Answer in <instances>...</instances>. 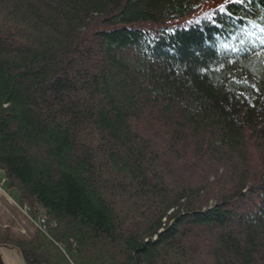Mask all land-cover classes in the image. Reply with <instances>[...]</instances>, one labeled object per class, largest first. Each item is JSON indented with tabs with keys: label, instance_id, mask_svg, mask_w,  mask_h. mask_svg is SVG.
I'll return each instance as SVG.
<instances>
[{
	"label": "trees",
	"instance_id": "obj_1",
	"mask_svg": "<svg viewBox=\"0 0 264 264\" xmlns=\"http://www.w3.org/2000/svg\"><path fill=\"white\" fill-rule=\"evenodd\" d=\"M213 1L0 0V246L264 264V0Z\"/></svg>",
	"mask_w": 264,
	"mask_h": 264
},
{
	"label": "rangeland",
	"instance_id": "obj_2",
	"mask_svg": "<svg viewBox=\"0 0 264 264\" xmlns=\"http://www.w3.org/2000/svg\"><path fill=\"white\" fill-rule=\"evenodd\" d=\"M215 4H217V0L213 2H209V3H205L202 6V10L206 8H210L211 6H214ZM195 13L196 12H194V14ZM190 20H191L190 16L183 17V18H175V19L168 20L167 24L168 25L182 24L184 26H187ZM3 188L6 190V194L8 196L12 198H17L19 196L18 187L11 186L4 172L0 170V219L4 222V224H9L11 226H12L11 221H17V228H18V225H23V226L28 225V220L25 215H28L30 212L28 211L27 205L20 207L21 210L17 209L18 211H15V213H18L19 216L17 215V217H15L14 212L11 211L10 207L7 204L6 198L2 197ZM32 220L35 221L36 226H38L39 228L42 227L40 225L41 223H40L39 218H32ZM0 264H27V262L23 258V255L17 250L8 249L3 246H0Z\"/></svg>",
	"mask_w": 264,
	"mask_h": 264
},
{
	"label": "crops",
	"instance_id": "obj_3",
	"mask_svg": "<svg viewBox=\"0 0 264 264\" xmlns=\"http://www.w3.org/2000/svg\"><path fill=\"white\" fill-rule=\"evenodd\" d=\"M4 190H5V189L3 188L2 192L5 193L6 196H8V195L6 194V190H5V191H4Z\"/></svg>",
	"mask_w": 264,
	"mask_h": 264
},
{
	"label": "snow or ice",
	"instance_id": "obj_4",
	"mask_svg": "<svg viewBox=\"0 0 264 264\" xmlns=\"http://www.w3.org/2000/svg\"><path fill=\"white\" fill-rule=\"evenodd\" d=\"M237 2H240V3H242V2H243V0H237Z\"/></svg>",
	"mask_w": 264,
	"mask_h": 264
}]
</instances>
